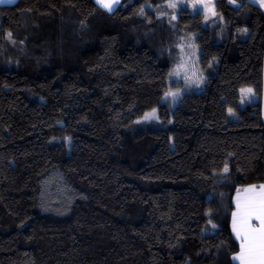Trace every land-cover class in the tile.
<instances>
[{"label": "trees", "instance_id": "trees-1", "mask_svg": "<svg viewBox=\"0 0 264 264\" xmlns=\"http://www.w3.org/2000/svg\"><path fill=\"white\" fill-rule=\"evenodd\" d=\"M168 2L0 4V264H239L234 195L264 184V8L215 0L204 26ZM194 32L205 85L174 104Z\"/></svg>", "mask_w": 264, "mask_h": 264}, {"label": "rangeland", "instance_id": "rangeland-1", "mask_svg": "<svg viewBox=\"0 0 264 264\" xmlns=\"http://www.w3.org/2000/svg\"><path fill=\"white\" fill-rule=\"evenodd\" d=\"M252 2L264 8V0H252ZM170 4L175 5V7H172L174 9V18H176L178 14L177 8L180 7H188L192 12L203 11L206 16L204 26H206L207 24V19L217 17L222 18V16L216 9L215 0H169L168 5ZM197 35L198 33L194 32L186 36L184 43L181 45L182 61L179 64L177 63V65H175L168 77L169 89H167L165 96H168L166 94L170 92L178 93V95L175 96L172 101L174 104L176 102V99L181 96L185 92V90L190 88L202 89L205 85L206 76L199 62L201 49L195 42V38ZM247 35L248 32L246 30L243 38L247 37ZM172 83H176L177 85L173 87L171 86ZM242 89H251V92H242ZM239 92L240 109H243L245 105L256 99L254 89L251 86L241 87L239 89ZM229 109H231V113L228 110L230 119H237L238 110L231 107ZM262 109H264V90L262 94ZM146 115L152 116L154 115V113L151 110ZM254 187L257 188L255 185Z\"/></svg>", "mask_w": 264, "mask_h": 264}, {"label": "snow or ice", "instance_id": "snow-or-ice-1", "mask_svg": "<svg viewBox=\"0 0 264 264\" xmlns=\"http://www.w3.org/2000/svg\"><path fill=\"white\" fill-rule=\"evenodd\" d=\"M97 3L109 11L112 10V5L105 3L104 0H97ZM169 7H175V5L170 4ZM8 36L11 39V33ZM241 91L251 92V89ZM166 95L175 97L178 93L170 92ZM229 112L231 113V109ZM224 171H228L227 167ZM261 188L264 189V185ZM237 207L239 211L233 213V230L242 243L239 256L233 259L240 260L241 264H264V191L259 197H253L243 205L238 202ZM253 220L259 221V226L253 225Z\"/></svg>", "mask_w": 264, "mask_h": 264}, {"label": "crops", "instance_id": "crops-1", "mask_svg": "<svg viewBox=\"0 0 264 264\" xmlns=\"http://www.w3.org/2000/svg\"><path fill=\"white\" fill-rule=\"evenodd\" d=\"M14 1L15 0H0V4H9V3H12ZM120 1L121 0H104L105 3H110L112 5V10L120 3ZM96 2H97V0H96ZM99 5L101 6V4H99ZM104 9H106V8H104ZM106 10H108V9H106ZM262 115H263V119H264V109H262ZM262 185H264V184L255 185L257 188H255L254 185H248V186L238 190L236 192V194L234 195L235 208H234L233 213L239 211V209L237 207L238 202L241 205H243L249 199H251L253 197H259V195L262 193V191H264V189L261 188ZM252 224L255 226H259V221L253 220ZM231 226H232V230H233V215H232ZM233 233L237 237L236 232H234V230H233ZM241 243H242V241L240 240V245H241ZM240 252H241V247H240V250L233 257L239 256ZM234 261L241 264L240 260H238V259H234Z\"/></svg>", "mask_w": 264, "mask_h": 264}]
</instances>
